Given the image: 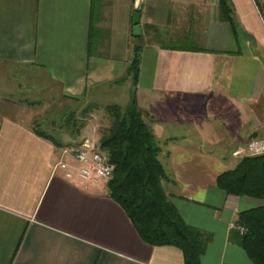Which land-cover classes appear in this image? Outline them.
I'll use <instances>...</instances> for the list:
<instances>
[{
    "label": "crops",
    "instance_id": "0c3cea01",
    "mask_svg": "<svg viewBox=\"0 0 264 264\" xmlns=\"http://www.w3.org/2000/svg\"><path fill=\"white\" fill-rule=\"evenodd\" d=\"M227 1L237 36L220 0H143L139 9L136 0H0V264H185L179 248L142 240L110 180L68 179L56 169L72 142L56 146L36 132L38 124L52 135L38 121L48 108L54 120L64 106L105 107L118 96L135 100L163 142L164 188L203 235L200 264H255L232 224L264 201L228 195L217 178L239 162L237 148L264 138V0ZM177 22H186L179 34ZM17 75L35 85L16 90Z\"/></svg>",
    "mask_w": 264,
    "mask_h": 264
},
{
    "label": "trees",
    "instance_id": "16d2710c",
    "mask_svg": "<svg viewBox=\"0 0 264 264\" xmlns=\"http://www.w3.org/2000/svg\"><path fill=\"white\" fill-rule=\"evenodd\" d=\"M219 11L237 36V23L227 0H220ZM136 12L141 14V10ZM137 38L141 39L142 36ZM141 50L139 44L134 47V57L128 68V76L132 78L134 86L139 77ZM63 108L60 117L58 113L51 124L54 125L50 128L53 131H48L52 135H48L40 125L35 126L36 132L52 137L56 146H61L64 144L59 133L69 134V120L73 118L74 123L71 124L76 127L69 135L77 140L82 136L87 122L81 123L76 115L86 117L92 110L98 113L103 111L107 126L102 129L97 143L114 166L113 177L108 183L111 196L125 210L144 242L152 246L177 247L184 254L185 264H200L205 250L203 235L184 222L166 192L163 183L168 176L159 158L161 146L135 100L126 108L118 105L85 106L80 102ZM68 108L74 110L70 112ZM54 134H58L57 137ZM217 185L228 195L264 201V155L241 157L234 168L218 176ZM239 224L248 229V233L242 236L243 248L255 264H264V206L242 212Z\"/></svg>",
    "mask_w": 264,
    "mask_h": 264
},
{
    "label": "built area",
    "instance_id": "2783aa9c",
    "mask_svg": "<svg viewBox=\"0 0 264 264\" xmlns=\"http://www.w3.org/2000/svg\"><path fill=\"white\" fill-rule=\"evenodd\" d=\"M143 0H136L137 8ZM233 155L236 157L264 155V138L255 139L244 146L237 148ZM71 158L77 165L76 172L67 161ZM61 169L66 178L73 179L76 175L85 182L98 183L111 180L114 174V166L111 164L108 154L103 151L98 143L88 137L82 141H73L62 148L61 159L56 165ZM232 228L236 229L241 236L248 233V229L239 223H233Z\"/></svg>",
    "mask_w": 264,
    "mask_h": 264
},
{
    "label": "rangeland",
    "instance_id": "374dc122",
    "mask_svg": "<svg viewBox=\"0 0 264 264\" xmlns=\"http://www.w3.org/2000/svg\"><path fill=\"white\" fill-rule=\"evenodd\" d=\"M186 2V0H175V3H177V7H179L180 5L181 6H185V3ZM137 3V2H136ZM141 4H144V2L143 3H141ZM141 4L139 3L138 5H140L141 6ZM139 6V7H140ZM180 6V7H181ZM185 11H186V9H185ZM142 12V11H141ZM184 16V12H182L181 11V14H180V16L179 17H183ZM132 19H133V17H132ZM186 24V22H177V25L179 26V27H181L180 29L179 28H177L176 27V29H175V31H176V33H182V30H183V28H184V25ZM241 36L243 37V39L245 38L244 37V34L243 33H241ZM253 47V46H252ZM254 48V47H253ZM15 81V82H14ZM14 84L16 85V90H18V89H24V88H26L27 87V85L28 84H31V86L32 85H35L31 80H26L25 78H22V77H19L18 75L17 76H14ZM133 91H134V88H133ZM133 93V92H132ZM18 93H16L15 95H17ZM46 96H47V94H45ZM46 96H44V97H46ZM111 98H112V96H111ZM118 98H120V99H123V100H119ZM118 98H116L115 100H112V99H109V100H107V102H105V105H118V106H120V107H122V108H126L128 105H130V103L131 102H129V101H127V100H125V98H123L122 96H118ZM18 99V98H17ZM30 99H34L33 97L32 98H30ZM44 99V98H43ZM66 103V101H63V104H65ZM70 107V106H69ZM68 111H70L71 109L70 108H68L67 109ZM72 110H74V109H72ZM71 110V111H72ZM63 111H64V108H63ZM70 111V112H71ZM45 113L46 114H48V115H50L49 117H46V116H39V119H38V121H40V120H42V119H45V121L46 122H49L48 123V125L47 126H45V129H48L47 131H50V132H52L51 131V127L53 128L54 127V125H52L51 126V122H53V119H52V115H54V113H55V110L54 109H51V108H48V109H46V111H45ZM39 114H41V113H39ZM85 114V113H84ZM77 116V118H78V120L82 123V122H87V124H86V127L84 128V130H83V135L82 136H80V137H78V139L76 140V141H82L84 138H86V137H88V138H90V139H93V140H95L96 142L100 139V137L102 136V129L103 128H105L107 125H105L106 124V119H104L103 118V116H104V112L103 111H101L100 113H98V112H95V111H91V112H88V116H86V117H83V116H80V115H76ZM46 117V118H45ZM77 118H76V121H77ZM52 119V120H51ZM65 119V118H64ZM66 119H68V118H66ZM59 120V119H58ZM61 120V119H60ZM87 120V121H86ZM38 121H37V119H36V123H38ZM70 122H69V124H70V126H69V129H67L68 131H70L69 132V134L70 133H72V131L74 130V128H76V127H74L73 126V124H71V123H74V121H73V118L71 119V120H69ZM103 121H105V122H103ZM59 122V121H58ZM67 122V121H66ZM61 123V122H60ZM60 123H59V125H60ZM62 123H64L63 122V120H62ZM58 125V126H59ZM35 126H38V124L37 125H35ZM66 130V131H67ZM68 134V135H69ZM58 135V134H57ZM57 135L56 134H54V136L55 137H57ZM70 136V135H69ZM260 136H263V135H260ZM61 139V138H60ZM70 142H73L71 139H64L63 140V143H70ZM161 142V141H160ZM203 143V145H206V146H218V145H221V143L222 144H227V146L228 145H230V142H228V141H224V142H217V145H216V143L215 142H208V141H204V142H202ZM248 143V142H247ZM162 144H163V142H161V145L160 146H162ZM161 149H162V147H160ZM164 150V149H163ZM234 156V155H233ZM163 157V151L162 152H160V154H159V158H162ZM242 157V156H241ZM241 157H236V156H234V158H237L238 160L239 159H241ZM237 159H234V160H231L232 162H237ZM233 163V164H234ZM166 181L164 180V183H163V186L166 188V183H165Z\"/></svg>",
    "mask_w": 264,
    "mask_h": 264
},
{
    "label": "water",
    "instance_id": "95a60500",
    "mask_svg": "<svg viewBox=\"0 0 264 264\" xmlns=\"http://www.w3.org/2000/svg\"><path fill=\"white\" fill-rule=\"evenodd\" d=\"M140 20H141V14L139 12H136L133 16V33L136 37L142 35V30L140 26ZM135 89V88H134Z\"/></svg>",
    "mask_w": 264,
    "mask_h": 264
}]
</instances>
